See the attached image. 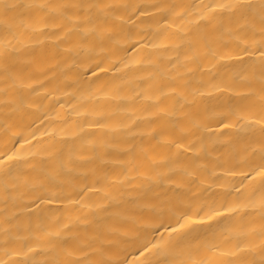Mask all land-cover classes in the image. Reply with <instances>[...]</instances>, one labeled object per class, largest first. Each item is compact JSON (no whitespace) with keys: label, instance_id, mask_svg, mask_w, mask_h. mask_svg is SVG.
<instances>
[{"label":"bare ground","instance_id":"bare-ground-1","mask_svg":"<svg viewBox=\"0 0 264 264\" xmlns=\"http://www.w3.org/2000/svg\"><path fill=\"white\" fill-rule=\"evenodd\" d=\"M0 264H264V0H0Z\"/></svg>","mask_w":264,"mask_h":264}]
</instances>
